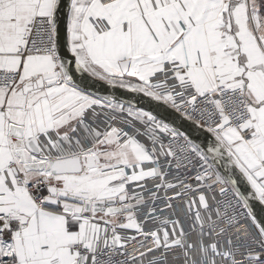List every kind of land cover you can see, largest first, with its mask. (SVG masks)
<instances>
[{"label": "snow or ice", "instance_id": "1", "mask_svg": "<svg viewBox=\"0 0 264 264\" xmlns=\"http://www.w3.org/2000/svg\"><path fill=\"white\" fill-rule=\"evenodd\" d=\"M253 201L264 0H0V264H264Z\"/></svg>", "mask_w": 264, "mask_h": 264}, {"label": "water", "instance_id": "2", "mask_svg": "<svg viewBox=\"0 0 264 264\" xmlns=\"http://www.w3.org/2000/svg\"><path fill=\"white\" fill-rule=\"evenodd\" d=\"M141 104L145 108L152 107V105H150L148 103L146 98L141 101ZM168 111H170V110H166L164 107H159V108L155 109V113L158 114L161 118H165V119H170V117L168 116ZM184 127L188 128L187 124H185ZM188 130L191 131L190 128ZM194 135L199 136L200 137V141L201 142L203 141L204 137L200 136V134L198 132L194 133ZM241 188H242V190H244L246 192H250L249 186H247L243 182L241 183ZM252 203L254 205V209L256 211V214H257L258 218L264 219V205H260L259 202H257V201H253Z\"/></svg>", "mask_w": 264, "mask_h": 264}, {"label": "built area", "instance_id": "3", "mask_svg": "<svg viewBox=\"0 0 264 264\" xmlns=\"http://www.w3.org/2000/svg\"><path fill=\"white\" fill-rule=\"evenodd\" d=\"M212 183H215V181H212ZM137 245L136 244H132V245H130V247H129V251L130 252H135L136 251V249H137ZM138 254V253H137Z\"/></svg>", "mask_w": 264, "mask_h": 264}]
</instances>
